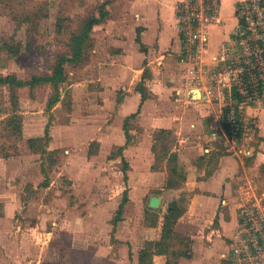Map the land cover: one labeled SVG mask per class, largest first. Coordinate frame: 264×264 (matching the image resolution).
Wrapping results in <instances>:
<instances>
[{"label": "rangeland", "instance_id": "obj_1", "mask_svg": "<svg viewBox=\"0 0 264 264\" xmlns=\"http://www.w3.org/2000/svg\"><path fill=\"white\" fill-rule=\"evenodd\" d=\"M130 1L0 0V78L15 75L24 81L53 73L61 56L72 55L70 44L83 21L100 17L104 8L110 13L101 28H94L81 61L65 65L67 80L57 88L60 98L53 107L49 103L57 94L54 85L0 87V264H142L145 249L149 253L145 264H189L180 251L191 246L202 251L208 242L202 232V239L197 236V227L185 225L187 218H181L178 229L186 240L177 233L169 254L158 253L161 247L153 241L152 228H157L164 209L154 212L149 203L152 196L167 191L156 186L161 180L150 182L151 173L137 154L143 128L137 122L128 123L136 139L131 143L135 148L129 147L126 153L124 142L118 140L111 147L112 141L94 139L91 134L97 125L103 127L97 130L100 136L117 134L105 129L115 114L113 107L102 108V99L113 97L105 90L98 92L108 71L107 66L98 65L95 51L100 37L113 43L125 35L119 21L126 18ZM101 51L107 57V49ZM97 67H102L106 79L99 80ZM226 98L222 94L213 102L214 129ZM246 115L251 129L246 145L254 151L257 121L250 108ZM152 135L155 163L165 173L164 159L184 145L173 129ZM214 141L216 151L235 156L248 169L234 176L231 189L238 199L240 221L245 207H264V172L257 175L248 157L229 152L220 138ZM176 163L169 161L170 174ZM176 178L184 183V177ZM239 229L240 224L229 240L224 264H253L236 254Z\"/></svg>", "mask_w": 264, "mask_h": 264}, {"label": "crops", "instance_id": "obj_2", "mask_svg": "<svg viewBox=\"0 0 264 264\" xmlns=\"http://www.w3.org/2000/svg\"><path fill=\"white\" fill-rule=\"evenodd\" d=\"M180 1L131 0L125 9L126 18L119 21L127 31L125 35L116 37L113 43L111 38H99L95 51L97 63L107 66L108 79L101 82L97 89L100 93L106 91L109 97L111 93L113 97L112 100L103 98L102 108L113 107L115 117L109 125L110 129H105L110 133L114 130L117 134L100 136L97 131L103 129L100 125L91 134L94 139L112 141L111 147L118 140L124 142L126 153L129 147L135 148L131 143L136 139V133L128 127V123L137 122L143 128L142 137L138 138L136 144L137 154L151 173L150 182L161 180L163 183L156 182V186L167 191L157 196L162 199V213H167L170 204L176 202L186 211L182 218H187L189 223L185 225L197 227L200 231L197 236L200 238L202 232L208 239L202 251L191 246L189 251H180V254L185 255L189 264H224L223 258L231 246L229 240L240 224L238 199L231 193L236 182L234 176L242 169L243 172L248 169L245 164L242 167L235 156L212 147L216 142L213 137L215 119L212 120L210 116L214 101H204L201 95L197 96V92L191 94L185 88L184 77L190 64L184 55V43L179 31L177 5ZM242 1L245 0H221L222 21L210 27V46L205 55L210 63L231 44L240 25L237 7ZM103 23L94 28H101ZM104 45L107 57L101 51ZM97 69L99 80L106 79L105 73L100 70L102 67ZM250 113L257 121L258 141L254 145L253 156L247 160L254 163L252 169L259 175L264 172V106L250 108ZM169 129L175 130L180 144L184 145L183 148H175L170 155H176L174 168L184 177L185 184L172 181L167 167L170 159H164L165 173L155 163L157 153L152 134L156 130ZM167 194L171 199L167 200ZM150 209L160 211L151 206ZM180 224H183L182 219L176 224L175 231L180 239H184L185 235L178 229ZM152 230L157 238L158 229L154 227ZM166 254L169 252L161 255Z\"/></svg>", "mask_w": 264, "mask_h": 264}, {"label": "built area", "instance_id": "obj_3", "mask_svg": "<svg viewBox=\"0 0 264 264\" xmlns=\"http://www.w3.org/2000/svg\"><path fill=\"white\" fill-rule=\"evenodd\" d=\"M237 16L240 25L231 44L210 63L205 55L210 27L222 21L221 0H181L177 5L184 55L190 64L185 88L209 102L226 95L213 137L222 139L236 156L251 157L254 151L246 145L251 130L246 111L264 103V0L240 2ZM237 240L238 257L264 264V207H245Z\"/></svg>", "mask_w": 264, "mask_h": 264}, {"label": "trees", "instance_id": "obj_4", "mask_svg": "<svg viewBox=\"0 0 264 264\" xmlns=\"http://www.w3.org/2000/svg\"><path fill=\"white\" fill-rule=\"evenodd\" d=\"M108 16H109V12L104 8L102 9V13L100 17L93 16L83 21L80 32H78L73 36L72 42L70 44L72 49V55L69 57L65 55L61 56L55 65L53 73L45 76H39V75L33 76L32 81L21 80L15 75H10L8 77H1L0 87L4 85H9L13 89L22 88L26 86H30L31 88H34L36 85L47 83L54 85L55 88L57 89L62 83H64L67 80L65 65L70 61L77 63L81 61L82 56L84 55L85 47L92 37V32L94 27L96 25L103 23L108 18ZM198 93L199 92H197V96L200 95ZM57 94H58V89H57ZM57 94L50 101L49 103L50 107H53L58 102L60 97L59 94L58 95ZM16 99H18V95L14 93L13 100ZM46 137L48 138L49 136L47 135ZM35 141L37 140L31 139V142H35ZM169 159L172 162H175L177 160L175 154H171ZM176 176L183 177L179 173L177 168H173L171 173L172 181L174 180L177 181ZM122 212L123 209L121 207L119 214ZM185 212L186 211L184 209H181L176 202H173L170 204L167 213L161 215L157 225L158 232H157V238L155 240L156 245L158 247H161L158 253L162 254L170 251L172 244L170 242L177 235V232L175 231V226L184 216ZM184 254L189 255L188 252H184ZM148 257H149V253L145 249L141 254V263L145 264V261Z\"/></svg>", "mask_w": 264, "mask_h": 264}, {"label": "water", "instance_id": "obj_5", "mask_svg": "<svg viewBox=\"0 0 264 264\" xmlns=\"http://www.w3.org/2000/svg\"><path fill=\"white\" fill-rule=\"evenodd\" d=\"M162 199L160 197H152L150 200L151 208L158 209L161 206Z\"/></svg>", "mask_w": 264, "mask_h": 264}]
</instances>
